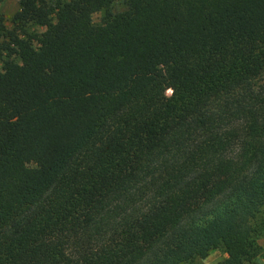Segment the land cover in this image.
Returning <instances> with one entry per match:
<instances>
[{
  "label": "trees",
  "instance_id": "16d2710c",
  "mask_svg": "<svg viewBox=\"0 0 264 264\" xmlns=\"http://www.w3.org/2000/svg\"><path fill=\"white\" fill-rule=\"evenodd\" d=\"M114 1L19 0L37 47L0 22V59L18 57L0 68V264H185L218 246L253 264L264 0Z\"/></svg>",
  "mask_w": 264,
  "mask_h": 264
},
{
  "label": "rangeland",
  "instance_id": "374dc122",
  "mask_svg": "<svg viewBox=\"0 0 264 264\" xmlns=\"http://www.w3.org/2000/svg\"><path fill=\"white\" fill-rule=\"evenodd\" d=\"M20 10L19 0H2L0 2V22L3 24L5 31L15 29L21 37L27 38L32 41L34 46L37 45V39L40 38L41 33L45 30L44 25H39L36 23H27L24 26H16V13ZM126 10V4L121 0L114 1L110 6V11L114 14L121 13ZM105 15L104 10L97 11L92 14V21L95 24H100L102 22V18ZM54 20V17L51 18ZM4 32L0 33V42L8 37H4ZM8 58H14L18 60L15 52L10 50H5L2 58L0 59V68L3 65L4 61ZM260 84H264V78L259 81ZM258 244L261 246L264 251V237L259 238ZM226 253L223 247L218 246L204 258H198L194 260L192 263L185 264H221L223 259L226 257ZM253 264H264V256L259 255L255 258Z\"/></svg>",
  "mask_w": 264,
  "mask_h": 264
}]
</instances>
